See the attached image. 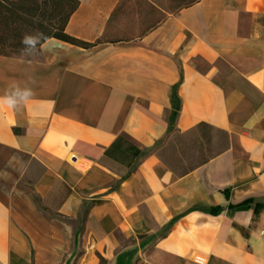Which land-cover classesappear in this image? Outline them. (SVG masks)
Returning <instances> with one entry per match:
<instances>
[{
    "label": "crops",
    "instance_id": "0c3cea01",
    "mask_svg": "<svg viewBox=\"0 0 264 264\" xmlns=\"http://www.w3.org/2000/svg\"><path fill=\"white\" fill-rule=\"evenodd\" d=\"M79 1L66 31L95 42L119 0ZM13 85L33 96L0 107V264H37L34 242L64 239L27 228L18 194L38 197L52 226L72 221L77 264H264V0H200L91 49L49 39L0 56V96ZM202 122L238 144L185 175L157 153L132 166L122 144L106 154L122 135L144 150Z\"/></svg>",
    "mask_w": 264,
    "mask_h": 264
},
{
    "label": "trees",
    "instance_id": "16d2710c",
    "mask_svg": "<svg viewBox=\"0 0 264 264\" xmlns=\"http://www.w3.org/2000/svg\"><path fill=\"white\" fill-rule=\"evenodd\" d=\"M200 0H170L173 4L174 12H169V8L166 5H162L157 0H141L138 3L137 13L142 14L145 31L141 36L143 37L151 30L155 29L161 24L166 18L155 19L156 14L168 13L172 16L179 13L182 9L193 6ZM122 2V0H121ZM118 3L115 10L113 11L107 26L105 34L96 40L95 42H88L76 38L67 33L66 28L71 19L72 15L79 8V0H0V56H17L22 54V49L25 47L21 41L22 38L28 35L42 34L41 41L37 44V50L49 39L55 38L66 43L85 48L91 49L99 46L105 42H118L110 41L107 39L108 29L110 24L118 16V14L125 9L127 0L122 3ZM145 4L148 5V9L145 10ZM174 95L175 104V115L178 114L181 104L180 99L176 94ZM220 134L225 139V146L216 154L209 156L199 162L196 166L190 167L183 172H177L165 158V155L161 153V148L168 144V140L173 134H176L180 141L185 139L191 145L197 146L200 152L203 153L205 150H209L215 144L214 133ZM231 135L224 130L217 129L207 123H199L192 130L182 133L173 124L170 126L167 135L158 141L153 148L141 149L137 147L127 136L122 135L106 150V154L109 157H116L114 151L119 144H122L123 148L120 149L121 158L130 160L129 166H132L136 158L148 155L150 153H157L158 156L165 162L173 171L179 175H185L195 168L205 164L211 158L218 156L231 148ZM221 208H214L211 213L218 214ZM101 264L105 263V259L100 256Z\"/></svg>",
    "mask_w": 264,
    "mask_h": 264
},
{
    "label": "rangeland",
    "instance_id": "374dc122",
    "mask_svg": "<svg viewBox=\"0 0 264 264\" xmlns=\"http://www.w3.org/2000/svg\"><path fill=\"white\" fill-rule=\"evenodd\" d=\"M125 0H122V2ZM141 0H127L124 11L120 12L114 21L110 24L108 29L107 39L110 41L118 40H132L139 38L141 34L145 31L143 15L137 13L138 3ZM162 5H166L169 8V12H174L173 4L170 0H157ZM121 0H119V3ZM121 2V3H122ZM123 4V3H122ZM145 10L149 7L147 4L144 5ZM170 15L168 13L156 14L155 19L167 18ZM216 139L215 144L210 147L209 150L200 152L199 147L191 145L185 139L180 141L176 134H173L168 140V144L162 147L161 153L165 155L170 165L179 173L183 172L190 167L196 166L203 159L212 156L219 152L225 146V139L220 134L213 132ZM237 139H231V146L237 145ZM16 157V158H14ZM12 158L17 159V156H12ZM2 167V161H0V168ZM14 168L15 166L12 165ZM13 172V171H12ZM13 180V179H12ZM6 182V183H5ZM9 184V179H2L0 182V196L6 197L4 194L2 184ZM37 202L41 204L38 197L34 194H18L15 196L13 204L18 207L19 214L22 216L21 221L25 223L27 228H30V224L38 222V229H42L45 233H50L53 229H57L62 234V239L59 241H53L44 237L43 240L39 242H34L37 249L33 251L34 260L37 264H77V259L68 258L67 250L78 249V242L68 241V233L74 231V226L71 220L62 217H55L61 223L56 226L51 225V219L49 214L43 211V216L38 210L34 208V203ZM42 223V225H41ZM28 224V225H27ZM35 226V225H34ZM119 237L123 240V244H130L132 241L128 239H123L120 235Z\"/></svg>",
    "mask_w": 264,
    "mask_h": 264
},
{
    "label": "clouds",
    "instance_id": "9594fccd",
    "mask_svg": "<svg viewBox=\"0 0 264 264\" xmlns=\"http://www.w3.org/2000/svg\"><path fill=\"white\" fill-rule=\"evenodd\" d=\"M41 39L42 34H26L21 41V43L25 46L22 49V55L37 54V44L41 41ZM32 96L33 89L31 87L13 85L6 91L5 95L0 96V107L7 106L12 109H18L20 106L25 105ZM20 100L25 101V103L21 105Z\"/></svg>",
    "mask_w": 264,
    "mask_h": 264
}]
</instances>
